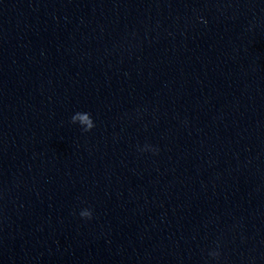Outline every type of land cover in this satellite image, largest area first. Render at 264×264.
I'll return each instance as SVG.
<instances>
[{
	"label": "clouds",
	"instance_id": "obj_1",
	"mask_svg": "<svg viewBox=\"0 0 264 264\" xmlns=\"http://www.w3.org/2000/svg\"><path fill=\"white\" fill-rule=\"evenodd\" d=\"M72 123H78L83 132H90L94 127L95 123L94 120L89 112H76L72 117H71ZM148 145L145 146L144 149L142 150H149ZM153 151H156L155 149H152ZM80 217L83 219L90 220L93 217V212L91 209H83L79 213ZM220 253L218 251H211L209 252V256L211 257H219Z\"/></svg>",
	"mask_w": 264,
	"mask_h": 264
}]
</instances>
